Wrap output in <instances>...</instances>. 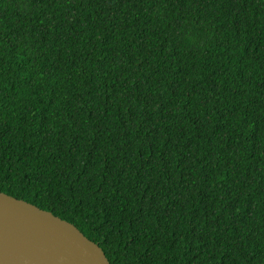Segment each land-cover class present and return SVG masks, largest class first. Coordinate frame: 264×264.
I'll list each match as a JSON object with an SVG mask.
<instances>
[{
    "label": "trees",
    "instance_id": "16d2710c",
    "mask_svg": "<svg viewBox=\"0 0 264 264\" xmlns=\"http://www.w3.org/2000/svg\"><path fill=\"white\" fill-rule=\"evenodd\" d=\"M0 192L110 264H264V0H0Z\"/></svg>",
    "mask_w": 264,
    "mask_h": 264
},
{
    "label": "water",
    "instance_id": "95a60500",
    "mask_svg": "<svg viewBox=\"0 0 264 264\" xmlns=\"http://www.w3.org/2000/svg\"><path fill=\"white\" fill-rule=\"evenodd\" d=\"M0 264L110 263L74 225L0 192Z\"/></svg>",
    "mask_w": 264,
    "mask_h": 264
}]
</instances>
